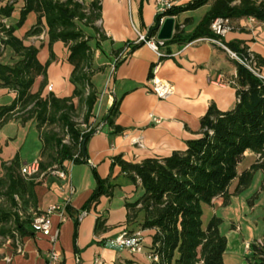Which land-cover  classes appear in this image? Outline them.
Here are the masks:
<instances>
[{
    "label": "crops",
    "instance_id": "crops-1",
    "mask_svg": "<svg viewBox=\"0 0 264 264\" xmlns=\"http://www.w3.org/2000/svg\"><path fill=\"white\" fill-rule=\"evenodd\" d=\"M92 1L85 0L89 10ZM95 1L99 6L98 18L81 28L89 37L92 67L97 70L91 78L96 101L88 124L95 132L85 144L87 162H65L63 170L67 180L52 174L36 178L31 203L37 213L70 197L66 219L61 222L57 214L50 218L51 234L58 231L55 244L50 236L30 227L25 234H16L13 239L0 244V264H47L46 254L52 247L62 253L58 264H94L95 258H99L101 264H122L127 258L150 263L148 250L155 231L141 228L145 217L143 211L136 217H129L127 208V204L139 199L144 190L139 181L133 182L121 171L119 164H113L114 159L121 157L128 162L140 163L145 158H165L174 151L185 150L188 141L200 136V119L211 105L220 111H228L237 103L236 60L221 46L199 39L187 44L169 43L161 47L163 55L158 56L146 43H137L139 34L147 36L154 27L159 0ZM190 1L173 0L174 6H183ZM209 8L207 4L183 11L174 16L175 25L180 24L190 33ZM200 10L202 12L195 18L193 14ZM13 15L18 16V11ZM181 16L183 20H180ZM186 18L190 21L184 25ZM5 20L13 25L10 18ZM42 21L44 24V19ZM232 25L233 30L222 39L224 43H237L264 59V23L243 17L232 21ZM43 29L47 30L45 24ZM15 35L23 38L26 45H34L25 41L30 36L25 37L18 31ZM41 45L34 46L38 49V62L47 64L46 77L36 76L31 92H40L45 98L51 94L58 98L71 97L73 66L68 60V46L61 41L50 45L47 33ZM12 58L18 59L9 48L5 54H0V63H13ZM261 70L264 74V66ZM152 77L172 83L173 95L160 99L152 93L149 84ZM15 97L12 89L0 86V107L10 105ZM114 99L119 101L114 122L120 131H114L103 120ZM42 147L35 118L19 117L14 112L0 126V178L12 162L17 161L21 168L39 161ZM257 159V154L245 151L237 165V177L229 185L227 203L223 204L222 197H217L211 204L203 206L202 218L208 215L209 220L212 217L221 219L219 232L227 240L224 264H249L250 249H246V244L251 245L264 237L263 171L254 170L250 183L238 187L239 176ZM96 176L109 179L115 186L111 196L103 195L96 203H91L97 186ZM81 211L87 214L78 219ZM97 218L101 219L102 225L95 233ZM136 231H141L143 236L142 253L131 254L105 246L107 240L121 233Z\"/></svg>",
    "mask_w": 264,
    "mask_h": 264
},
{
    "label": "trees",
    "instance_id": "trees-1",
    "mask_svg": "<svg viewBox=\"0 0 264 264\" xmlns=\"http://www.w3.org/2000/svg\"><path fill=\"white\" fill-rule=\"evenodd\" d=\"M237 1L191 0L186 5L174 6L164 14L156 15L155 25L146 37L149 39L156 35L163 16L174 17L207 4L210 5L209 10L190 33L176 23L172 39L165 44H187L203 37L217 38L210 30L212 21L217 17L228 18L231 22L253 17L264 23V0H239V5L235 4ZM98 9L97 2L93 0L90 9L93 16L88 19L82 5L74 0H0L1 42L18 57L13 63H0V86L16 93L10 105L0 107V126L17 109H26L33 104L26 117L35 118L43 143L39 172L35 176L24 177L17 161L5 167L0 178V194L9 200L10 207L16 205L14 195L25 203L34 201L36 178L49 174L54 167L63 169L67 161L75 164L87 162L85 144L95 128L83 129L73 121L72 113L76 110L74 98H78V102L85 106L83 124L87 126L96 101L91 78L97 70L92 67L89 37L78 28L76 20L91 24L98 18ZM15 11L19 13L18 21L6 27L2 20L10 18ZM31 12L36 14L37 20L25 32V37L39 35L45 24L49 44L61 41L69 48L68 60L73 66L70 81L74 85L71 97L58 98L51 94L45 98L40 92H31L34 78L38 75L46 77L47 67V64L38 62V49L34 45H26L23 38L15 35ZM189 21L190 18H186L184 25ZM222 42L240 57L247 54V50L237 43ZM254 58L260 66H264L263 58L258 55ZM236 66L234 85L238 100L235 107L220 111L211 105L200 119V136L188 141L185 150L174 151L165 158H145L140 163L128 162L121 157L114 159L113 164H119L121 171L133 182L139 181L144 190L139 199L127 204V208L129 217H136L139 211H143L145 217L141 228L155 231L148 254L157 256V260L148 264H224L227 240L219 232L221 219L212 217L204 225L203 206L211 204L217 197H222L223 204L227 203L229 185L237 177V165L245 151L254 152L258 159L239 176L238 187L250 183L254 170L261 169L264 173V81L238 61ZM118 103L114 99L103 119L114 131L121 130L114 122ZM55 123L60 125L64 136L42 129L43 125ZM96 179L91 203H96L103 195L111 196L115 186L109 179L98 176ZM10 216L9 211L0 205V225ZM13 216L18 233L28 232L30 221H21L17 213ZM101 225V219L97 218L95 233ZM262 240L261 246L255 242L250 245L249 264H264V237ZM122 264L145 263L127 258Z\"/></svg>",
    "mask_w": 264,
    "mask_h": 264
},
{
    "label": "built area",
    "instance_id": "built-area-1",
    "mask_svg": "<svg viewBox=\"0 0 264 264\" xmlns=\"http://www.w3.org/2000/svg\"><path fill=\"white\" fill-rule=\"evenodd\" d=\"M172 7H174L173 0H159V6L157 9V15L164 14L168 10H170ZM167 16H163L160 20V25L163 22V20ZM249 21L256 22L257 20L253 17H248ZM2 23L6 25L5 20H2ZM159 25V26H160ZM6 27H8L6 25ZM210 30L217 36V38L213 37H203L199 38V40H207L211 43H214L216 45L221 46L225 50L229 52L232 58H234L236 61H238L240 64H242L247 70H249L255 77L258 79L264 81V74L262 73L261 66L258 64L256 59L254 58V55L247 51V54L244 56H238L236 53L230 51L224 44H223V38L233 30V25L231 20L224 17H217L215 18L211 25ZM144 42L149 47H151L158 56H162L163 53H161L160 49L161 47L165 46V41L158 40L156 35L152 38H147L144 35L139 34L137 43ZM150 84V91L154 93L158 98L160 99H168L171 95L174 93V86L172 83L167 81H162L157 79L156 77H152L149 80ZM152 117V116H151ZM152 119L155 122H159V119L156 117H152ZM91 127H88L87 130H89ZM21 174L26 178H31L35 176L39 172V161L33 162L31 164H25L21 167ZM49 174H52L56 177H58L61 180H67V174L66 172L61 169L54 167L53 170ZM70 205V197L55 203L51 206H49L46 210L42 212L36 213L33 221H32V228L36 231L42 233L45 236H50L51 242L55 244L58 236V231H56L54 234H51V216L54 214H57L60 218V221H64L66 219V210ZM87 214L86 211H81L78 214V219H81L83 216ZM257 245H262L263 240L259 239L255 241ZM105 246L115 249V250H126L130 252L131 254H139L142 253L144 250L143 247V236L141 231H136L134 233H121L116 238L107 240L105 242ZM246 249H250V244H246ZM47 264H58L61 261L62 253L60 250L56 249L55 247H52L50 250H48L47 254ZM151 260H157V256H151L149 255ZM94 264H101V261L99 258H95Z\"/></svg>",
    "mask_w": 264,
    "mask_h": 264
},
{
    "label": "rangeland",
    "instance_id": "rangeland-1",
    "mask_svg": "<svg viewBox=\"0 0 264 264\" xmlns=\"http://www.w3.org/2000/svg\"><path fill=\"white\" fill-rule=\"evenodd\" d=\"M76 3H79L82 5L85 13H87L88 19L93 16V13L91 10H89L88 5L85 3V0H74ZM235 4L239 5L240 1L238 0L235 2ZM197 12L196 14H193L195 18L199 16V13ZM19 16V13H18ZM18 16H11V22L12 24H16L18 21ZM183 16L180 17V20H183ZM5 20V19H4ZM37 17L36 14L31 12L28 14L26 17V20L24 21L23 25L18 29V32H21L22 35L24 36L25 32L36 22ZM6 21V20H5ZM6 24L10 25L9 20L5 22ZM77 26L79 29L83 28L84 25H89L88 22L85 20H76ZM46 29H43V31L40 33V35H34L30 36L28 38H25L26 43L34 44V45H39L40 47L42 46L41 43L45 41L46 39ZM1 30H0V54H5L6 50H9L8 47L3 48V44L1 42ZM16 58H12L11 61H15ZM76 103V110L72 113V119L76 123L80 124L83 129H87L89 127V124L87 123V126L83 124V119H84V114H85V106L82 105V103L78 102V100H75ZM33 107V104H30L26 109H17L15 113L19 117L22 116H27L28 113L31 111ZM42 129L44 130H52L55 133H58L60 136H64V132L62 131L60 125L58 124H53V125H43ZM65 139L67 140V136H65ZM0 194V205H3L7 211L11 214V216L0 225V244L7 241L8 239H13L16 234H19L16 227H15V217L13 216L14 213H17L18 217L20 218L21 221H30V226L32 227V221L37 213L36 209L32 205V203H25L18 195H14L15 199V206L10 207V202L8 199ZM209 216L204 215L203 223L206 225L209 221Z\"/></svg>",
    "mask_w": 264,
    "mask_h": 264
},
{
    "label": "water",
    "instance_id": "water-1",
    "mask_svg": "<svg viewBox=\"0 0 264 264\" xmlns=\"http://www.w3.org/2000/svg\"><path fill=\"white\" fill-rule=\"evenodd\" d=\"M175 31V18L166 17L158 28L157 39L163 41H169L172 39ZM85 153V150H84Z\"/></svg>",
    "mask_w": 264,
    "mask_h": 264
},
{
    "label": "bare ground",
    "instance_id": "bare-ground-1",
    "mask_svg": "<svg viewBox=\"0 0 264 264\" xmlns=\"http://www.w3.org/2000/svg\"><path fill=\"white\" fill-rule=\"evenodd\" d=\"M167 17H169V16H167ZM175 18V17H174ZM158 32V31H157ZM175 32V31H174ZM156 35H157V33H156Z\"/></svg>",
    "mask_w": 264,
    "mask_h": 264
}]
</instances>
